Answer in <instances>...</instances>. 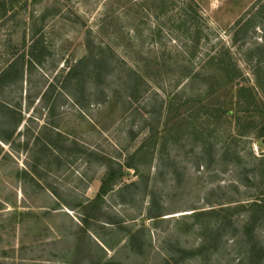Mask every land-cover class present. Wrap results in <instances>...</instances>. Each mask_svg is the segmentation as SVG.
Here are the masks:
<instances>
[{
  "label": "rangeland",
  "instance_id": "1",
  "mask_svg": "<svg viewBox=\"0 0 264 264\" xmlns=\"http://www.w3.org/2000/svg\"><path fill=\"white\" fill-rule=\"evenodd\" d=\"M251 18L263 43L264 0H0V264H264Z\"/></svg>",
  "mask_w": 264,
  "mask_h": 264
},
{
  "label": "trees",
  "instance_id": "2",
  "mask_svg": "<svg viewBox=\"0 0 264 264\" xmlns=\"http://www.w3.org/2000/svg\"><path fill=\"white\" fill-rule=\"evenodd\" d=\"M195 15H197L196 12H194V17H195ZM194 19L195 18H192L191 21H194ZM254 20H255L254 18H251V19L246 20L242 25L239 24L238 28L236 29V31L234 33V38H233L232 42H234V43L238 42L237 36H239V35L241 36V41H243L241 43V47L247 46L245 48V54H247L246 59H248L250 65H251L250 67L252 70V75L254 76V79H255V83L262 85L261 82H263L262 80L264 79V77L261 76V73H264V40H263V43H254L253 45H250L247 43V40L249 39V36H248L249 31L254 29V27H255L254 26L255 25ZM185 22L186 21L183 22V20L181 21V25L186 28L185 33L193 34L190 30L191 27L190 26L186 27ZM262 32H263V36H264V24L262 25ZM199 36H200L199 30H195L194 34H193V39H192V41H194L195 44H197L200 41ZM90 44H92V43L91 42L89 43V41L86 43V50L90 54L89 55V56H91L90 58H92V60H93L94 68H95L96 72L98 73V77H103L104 73H107V71L112 69V65H113L112 58L107 56V54H104L101 52H100V54L96 55L95 53H93V51L90 50L91 49ZM109 52L111 54H113V52H111V50H109ZM225 54H226V57L229 59V63L224 64L223 61L221 62L220 59L215 54L210 56V58L208 59V62L212 64V63L217 61L218 65H220V64L224 65V67H222V69H225L227 71V75H228V77L225 81V83H226L225 86L229 87V90H230L229 92H226V94L224 96L228 97L229 93L232 90V85L234 83L235 75H236V73H238V67L236 66V64L234 62H232V60H231L232 57H231L230 51L228 49L225 51ZM82 62H85V59ZM154 65L155 66L159 65L157 60L154 61ZM76 70L77 69L75 66L73 68L69 69V71L67 72L68 80H72L75 77ZM130 71L135 76V78L137 79V81H135V84H134L136 87L139 86L138 83H140L142 85L148 84L147 80L143 76L139 75L136 71H134L132 69ZM190 73H192V72L190 70L189 71L187 70L185 77H187ZM230 73H232V74L229 75ZM196 76H199V75H196ZM192 79H195V75L192 77ZM246 91L252 92V91H250V89L243 88L242 86L239 87L237 92H236L238 95V99L241 98V93H244ZM253 98L254 97L251 96V98H250L251 101H249L247 103L249 106L254 104ZM168 100H169V98H168ZM166 102H167V100H166ZM231 104H232L231 100H227V102L221 103L220 106H218V107L213 106L212 104L211 105L203 104L199 108V111L203 110L202 115H205V116L211 115V113H209L208 110L214 111L216 120H220L222 118H232L235 115L234 111L232 109H226L225 108V106L230 107ZM236 104L239 105L238 102ZM168 105H167V103L165 104L166 107H168ZM190 111H193L192 108H190V107L186 108L185 113L188 112L187 115H190L191 114ZM262 131L264 133V128L262 129Z\"/></svg>",
  "mask_w": 264,
  "mask_h": 264
}]
</instances>
